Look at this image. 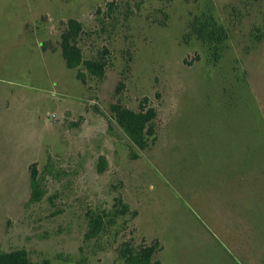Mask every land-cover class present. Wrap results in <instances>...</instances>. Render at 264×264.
<instances>
[{
    "label": "rangeland",
    "instance_id": "374dc122",
    "mask_svg": "<svg viewBox=\"0 0 264 264\" xmlns=\"http://www.w3.org/2000/svg\"><path fill=\"white\" fill-rule=\"evenodd\" d=\"M207 17L228 35L211 49ZM70 19L102 78L66 67ZM142 103L144 151L112 110ZM126 242H157L160 264H264V0H0V252L123 264Z\"/></svg>",
    "mask_w": 264,
    "mask_h": 264
},
{
    "label": "trees",
    "instance_id": "16d2710c",
    "mask_svg": "<svg viewBox=\"0 0 264 264\" xmlns=\"http://www.w3.org/2000/svg\"><path fill=\"white\" fill-rule=\"evenodd\" d=\"M208 17L203 22L199 20L195 27L198 38L211 49L216 44L221 46L223 40L228 35L224 27L218 26V23L212 17ZM82 32L83 26L79 21L70 19L67 22L66 29L61 35V52L65 65L68 69L72 70L84 67L85 71H79L77 74V78L82 82L86 80L87 75L85 73L102 78L106 70V61L103 58L98 60L84 59L83 51L78 43ZM220 55L221 51L219 50L217 56ZM112 110L117 124L129 138L133 146L144 151L156 142L154 126L156 109L154 107L148 103H142L139 110H132L121 105H114ZM31 183L35 191L38 187L35 171L31 175ZM118 206L121 208L119 209ZM114 207L116 208L115 216L118 214H126L129 211V207L121 199L115 201ZM105 215L106 212L103 214L93 213L89 215V232L86 234V239L96 238L104 231L109 224L108 222L111 224L114 222L113 220L105 222L107 217ZM160 249L161 247L157 242L154 244H142L138 247L126 242L119 247L118 256L123 264H160L157 259V254ZM0 264H49V262H35L30 258L26 250L17 249L9 252H0Z\"/></svg>",
    "mask_w": 264,
    "mask_h": 264
}]
</instances>
